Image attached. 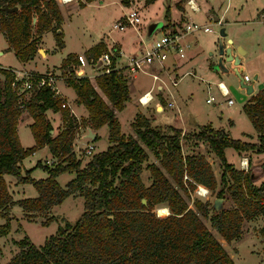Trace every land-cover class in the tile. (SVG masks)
I'll return each instance as SVG.
<instances>
[{
    "label": "trees",
    "instance_id": "1",
    "mask_svg": "<svg viewBox=\"0 0 264 264\" xmlns=\"http://www.w3.org/2000/svg\"><path fill=\"white\" fill-rule=\"evenodd\" d=\"M91 1L78 0V4ZM153 2L145 0V4ZM121 3L129 5L131 0ZM14 6L18 9L12 10ZM165 16H170L169 7ZM63 18L58 0H0V32L22 61L35 56L41 36L48 30L53 31L59 48L65 46ZM107 49L100 40L84 55L96 58ZM78 62V54L70 52L60 67ZM0 73V217L5 219L0 224V236L11 231L14 204L32 218L49 212L70 195L84 198V210L74 223L59 225L40 246L27 235L15 241L18 252L3 264H235L215 232L227 242L237 240L243 234L244 221L258 216L263 220L258 232L264 240V179L257 182L251 169L234 167L225 153L226 147L239 153L264 151V87L242 106L257 134L258 141L251 142L233 138L223 127L209 124L193 131L173 125L164 128L142 112L131 123L135 135L125 134L115 117V111L122 110L129 99V75L124 69L97 74L95 83L87 76L69 79L66 82L74 89L76 102L88 110V119H81L82 124L109 128L107 148L82 163L74 151L76 117L61 106L62 98L55 97L48 86L18 94L12 85L14 70L0 67ZM48 109L62 115L64 127L55 136L46 115ZM25 111L33 117L30 129L35 143L29 147L22 145L17 131ZM183 139L194 140L195 146L205 143L213 151L222 168L220 181L203 153L183 151ZM44 146L56 160L51 166L43 165L46 177L36 179L31 169L23 171L22 160ZM149 150L157 162L144 166ZM38 164L42 165L40 161ZM144 168L150 172L149 184L141 177ZM64 172H73L74 177L62 186L57 177ZM5 174L33 184L37 196L14 200ZM198 185L218 199L227 192L231 206L217 208L219 201L213 204L209 199L193 198L191 193ZM158 205L167 206L169 214L158 215ZM54 219V215L47 216L43 224Z\"/></svg>",
    "mask_w": 264,
    "mask_h": 264
},
{
    "label": "rangeland",
    "instance_id": "2",
    "mask_svg": "<svg viewBox=\"0 0 264 264\" xmlns=\"http://www.w3.org/2000/svg\"><path fill=\"white\" fill-rule=\"evenodd\" d=\"M71 1L72 2L68 4H62L64 18L61 29L63 31V40L65 44L63 48L57 46L53 31L48 30L43 33L41 42H39V48L42 50H38L33 58L22 61L10 48L8 39L0 32V65L26 68L29 71L34 69L44 70L41 73L49 70H57L61 65L62 59L68 53L83 51L85 48L92 46L100 40H108L109 43L121 40L122 44H125V50L122 52L121 57L122 60L119 61V64L124 65L129 54H137L140 52V49L133 51L132 48L133 46L139 45V42L142 40H140V35H142L143 40L146 39L145 36L148 37L151 29L150 25L154 22L162 21V27L165 25L170 28L172 27V21L178 19L180 14L183 13L186 14L188 20L196 21L200 24H209L214 30L206 32L203 29H199L186 34L184 39H182L186 56L183 58L178 57L176 54H172L167 59L168 63L170 61H175L180 65L177 86H173L172 76L167 72L168 68L162 70L163 74H160L159 80H155L151 74L154 72L151 67L146 71H136V74L131 73L127 67H124V73L129 75L128 88L131 96L133 97L137 92L150 88L151 85H153L154 88L157 83H163L165 86L164 91L168 93L173 91L174 95L178 93V89L183 88L185 95H188V99H186V101L184 100V102L182 101L184 112H191L200 123L210 122L211 124L209 125L214 128L224 127L233 138L251 142L258 141L257 134L251 121L242 109L249 94L246 92V88L241 86L240 75L237 74L235 70V67L240 66L241 63L234 65L231 61L224 60L223 64L227 67L228 71H223L215 67V65L219 61V43L223 42L226 44L228 38L232 39L231 41L232 44H235V48L240 46L244 51H246L245 47L248 49L247 53H243L245 58L243 62L246 66L243 73H247L251 76L250 82L253 83L255 90L260 88L261 82L264 80V13L262 12L264 0H195L200 6V11L193 13L190 12L187 6L182 7L183 0H157L148 7H144L145 0H132V5L120 4L117 0H94L86 4V7L85 5L80 6L77 2L78 0ZM168 7L170 8V16L166 18L165 15ZM207 7H214V15L211 19L207 18ZM134 8L138 9L142 18L139 25V32H137L134 27H131L132 30L128 29V27L124 30L113 28L114 22L120 20L126 12ZM208 12L210 11L208 10ZM218 17H221L222 25L217 23ZM177 24L180 25L179 23ZM162 27L152 30L150 34L151 37L154 34H159V32L163 30ZM221 28H224L226 33L225 36H221ZM194 42H196V44H194ZM45 52H48L46 57H44ZM155 68L157 70L158 67L155 66ZM188 70H191L192 74L186 73ZM14 72L16 73L15 70ZM157 72H159V70H157ZM256 72L258 73V77L255 79L254 76ZM89 73L94 75L96 72L89 71ZM219 80H222L228 86L231 92L230 96L234 100L233 104H228L227 97L221 94L216 85ZM59 85L62 86L64 84L60 82ZM68 92L69 94L73 93L71 88H68ZM155 92H158V89L155 88ZM210 95H214L215 97V101L212 103L206 101L207 97ZM164 100L165 102L163 103L161 101V103L166 105V99ZM165 108L168 110L167 107ZM133 110V104L128 102L127 108L120 116L123 131L133 132L131 124L130 127L128 126V120ZM143 111L145 115L150 117L153 123L159 122L162 116L166 117V115H168L158 112L159 109H156L153 104L144 107ZM46 113L53 124L58 122V113L52 115V111L50 110ZM227 116H231L234 123L228 124L226 121ZM25 117L26 115L24 114V118ZM53 117L56 118L55 122ZM180 118L182 119V115ZM134 119L135 117L132 121H134ZM168 120L172 121L175 125L182 124L178 117ZM29 123L30 119L23 121L20 126L21 139L26 146L34 143ZM165 126L166 125L163 127L165 128ZM197 129L198 127L194 130ZM108 133V127L104 126L100 131L101 136H99L97 140L92 141L95 147L93 153L107 147L109 144ZM80 142L75 140L74 148L77 150V155L85 162L92 155L86 154L84 149V146L89 141L87 139H82ZM194 144V140L183 139V151L185 153L191 151L203 153L211 162L217 179L220 181L222 168L218 158L205 143H199V145L196 146ZM225 151L228 162L232 163L234 167L243 168L245 170L251 169L253 179L257 182L264 179V151L254 152L249 150L239 153L232 147H227ZM148 152L149 159L143 164L144 166L147 162H157L154 154L150 150ZM46 158H49L46 152L41 150L35 155L26 158L24 160V165L30 168L34 166L38 160H44ZM242 159L247 160V164L245 163L244 166L240 163ZM49 164L50 163H47V165ZM31 176H46V172L42 167L38 166L36 171L31 173ZM72 176L73 174L66 172L61 175L58 180L61 185H65ZM12 177L14 178L13 175L7 174L8 179H12ZM141 177L145 184L151 182L150 172L146 168L143 169ZM36 195V188L33 184L29 183L25 195H18L17 193L16 196L20 198ZM191 196L193 198L199 197L202 200L209 199L213 204L216 199H218L216 198V194L211 191H208L206 194L200 193L198 186L192 191ZM218 203L219 207L217 208L231 206L232 201L227 192L224 198ZM190 205H192V201H190ZM161 206L164 205L155 207L156 213L161 216L169 214L159 213L158 207ZM52 209L51 215H54L55 219L48 224H43L46 217L50 216V211L39 213L32 218H28L25 216V211L20 205L14 204L11 207V231L7 235L0 236V263H6L18 252L19 247L16 245L15 241L20 240L24 236L27 235L34 244L40 246L49 235L57 232L59 225H63L65 221L74 223L84 210V198L79 195H70L60 204L54 205ZM4 221L5 219L0 217V224ZM204 221L207 226L214 231L210 225V221L208 219ZM262 223L263 220L261 216L251 220H245L243 224V234L239 239L231 242L223 240L222 243L226 246L228 251L233 253L236 264H257V253L264 254V240L258 232ZM215 234L220 240L222 239L219 234L216 232ZM236 247H238V251ZM258 263L264 264V258Z\"/></svg>",
    "mask_w": 264,
    "mask_h": 264
},
{
    "label": "built area",
    "instance_id": "3",
    "mask_svg": "<svg viewBox=\"0 0 264 264\" xmlns=\"http://www.w3.org/2000/svg\"><path fill=\"white\" fill-rule=\"evenodd\" d=\"M62 2H69L71 0H60ZM186 3L193 11H198L199 7L196 4L195 0H186ZM142 21L141 15L138 9H130L126 12L122 18L113 23V28L124 30L127 27H134V29L139 32V25ZM217 23L222 25V19L218 18ZM163 30L159 32V34H154L150 39L141 40L142 47L140 48L139 53L129 54L127 56V61L124 62V65L119 64V61L122 60V51L116 46H108V49L103 51L98 57L88 59L84 54H78L79 62L77 64H70L64 68L59 67L57 70H49L44 73H39L35 71H24V72H14V81L12 83L13 88L18 92V94L26 91V94H29L36 88L48 86L50 87L55 97L62 98V107H68L72 114L75 115L73 109H71L69 102L65 100L64 97L61 96L58 81L66 82L69 79L86 76L88 75L86 69H90L95 73V75L100 73H108L115 69H124V67L128 68L131 73H135L139 70L146 71L150 67H158L162 70L167 69V59L172 55L176 54L178 57H185L186 53L184 50V44L182 42L183 37L191 33L193 31L203 29L206 32L213 31V27L209 24H200L196 21H185L182 25H176L172 28L164 26ZM237 71L240 75V80L246 84H252L251 76L247 73H243V67H236ZM186 73L192 74L191 71H187ZM154 79H159L158 74H152ZM178 82L176 79L172 78V84L176 85ZM217 87L219 88L221 94L224 97H227V103L233 104L234 100L230 96L231 92L228 86L222 81H217ZM154 95L152 90H148L143 93L138 99L142 104H148ZM206 101L208 103H212L215 101L214 95H210L207 97ZM162 104L158 102L156 107L158 106L159 110H162ZM167 105L171 107L173 105L172 101H168ZM76 122L78 129L85 126L82 124L81 118L76 116ZM87 128V127H86ZM86 154H93L94 145L90 142L84 148ZM53 161L47 160L46 163H52ZM241 165L247 164V160L242 159L240 161ZM199 192L206 194L208 193V188L202 185H198Z\"/></svg>",
    "mask_w": 264,
    "mask_h": 264
},
{
    "label": "crops",
    "instance_id": "4",
    "mask_svg": "<svg viewBox=\"0 0 264 264\" xmlns=\"http://www.w3.org/2000/svg\"><path fill=\"white\" fill-rule=\"evenodd\" d=\"M94 1V0H93ZM93 1H91V2H93ZM117 1H119L120 2V4H122L121 3V0H117ZM155 1H157V0H155ZM58 2H59V5H60V8H61V11H62V13L64 12L63 11V7H62V4H68L69 2H72V1H69V2H62V1H59L58 0ZM78 2V1H77ZM196 2V1H195ZM88 3H90V2H87L86 4H88ZM153 3H155V2H153ZM153 3H151V4H144V7H148V6H150V5H152ZM86 4H85V7H86ZM133 4V2H132V0H131V3H130V5H132ZM197 4V3H196ZM198 5V4H197ZM124 6V5H123ZM184 6H187L188 8H189V10H190V12H199L200 11V6L198 5V7H199V10L198 11H193V10H191L190 9V7L188 6V4L186 3V0H183V2H182V7H184ZM206 10H207V18H209V19H211L212 18V16L214 15V13H213V11H214V7H207L206 8ZM208 10L210 11V12H208ZM123 15V14H122ZM218 18H221V17H218ZM217 18V19H218ZM185 21H188V18H187V16H186V14H180V16L178 17V19H176V20H173L172 21V24H171V26L173 27V26H176V25H178L177 23H179L180 25H182ZM206 24V23H205ZM171 27V28H172ZM128 29H130V30H132L131 29V27H128ZM186 36V35H185ZM184 36V37H185ZM184 37H183V39H184ZM145 38L146 39H150L151 38V36L150 37H146L145 36ZM141 39H143L142 38V35H140V40ZM139 40V41H140ZM229 40H232V39H230V38H228L227 39V41H229ZM106 44H107V46H112L113 44H116L120 49H121V51L123 52L124 50H125V44L123 43L122 44V41L121 40H116L115 42H113V43H109L108 42V40H103ZM99 42V41H98ZM141 42V41H140ZM139 42V45H137V46H133V51H136V50H139L141 47H142V43H140ZM97 43V42H96ZM194 44H196V42H194ZM94 45V44H93ZM235 44H232V48H233V53L234 54H237V51H236V49H235V46H234ZM91 47V46H90ZM237 47H240V46H237ZM45 48V47H44ZM89 48V47H88ZM88 48H85L83 51H79V52H73V53H77V54H84V52H85V50H87ZM242 49V48H241ZM245 49H246V51H244V53H247L248 52V49L245 47ZM46 50V49H45ZM48 55V52H45V56L44 57H46ZM240 59H241V64H240V66L241 67H243V70H244V68H246V66H245V64H244V62H243V60L245 59L244 58V55H241L240 56ZM62 62V61H61ZM61 64V63H60ZM0 67H4V68H13V70H15V71H17V72H24V71H27L28 69H26V68H17V67H13V66H1L0 65ZM60 67V66H59ZM167 72H168V74L170 75L171 74V76H172V78H174V79H178L177 77H178V75H179V70H180V65L179 64H177L175 61H170L169 63L167 62ZM153 70H154V72L156 73V74H158V76H159V79H160V74H163V71H162V69H160V68H157V70H159V72H157V70H156V68L155 67H153L152 68ZM156 70V71H155ZM29 71V70H28ZM31 71H35V72H38L39 71V73H41V72H43L44 70H38V69H34V70H31ZM86 71H87V73H88V75H86L87 77H89L90 79H91V81L93 82V83H95V74L94 75H92L91 73H89V71H92V70H90V69H86ZM188 71H191V70H188ZM256 71H258V70H256ZM154 72L153 73H151V74H154ZM185 72V71H184ZM183 72V73H184ZM192 72V71H191ZM173 73V74H172ZM175 73V74H174ZM136 74V73H135ZM134 74V75H135ZM182 77V76H181ZM257 78L258 77V73L256 72L255 73V76H254V78ZM0 78H3V75L0 73ZM255 78V79H256ZM159 79H155V80H159ZM60 82L61 83H63L64 85H59L60 84ZM177 82H178V80H177ZM178 84H176V85H173V86H177ZM65 86V87H64ZM58 87H59V90H60V93H61V96L62 97H64L65 98V100L67 101V102H69V104H70V107H71V109H73V111H74V113H75V115L76 116H78V117H80L81 119H88V110L85 108V106L84 105H82V104H79V103H77L76 102V93H75V91H74V89L67 83V82H63V81H58ZM253 87H254V85H253ZM264 87V80L261 82V85H260V88H258L257 90H255V87H254V91H253V93H251V94H249L248 95V97H247V100L250 98V96H252L253 94H255L259 89H261V88H263ZM67 88V89H66ZM68 88H71L72 89V91H73V93H71V94H69V92H68ZM155 88L156 89H158V92H155ZM164 88H165V86L163 85V83H157L156 84V86L153 88V85H151L150 86V88H148V89H145V90H143V91H141V92H137L133 97L131 96V94H130V91H129V99L126 101V103H125V107L122 109V110H117V111H115V117L118 119V121L120 122V125H121V130H122V132L123 133H125V134H131V135H135V132H134V129H133V132L132 131H130V132H127V131H123V127H122V122H121V120H120V116H121V114H122V112L127 108V105H128V102H130V103H132L133 104V106H134V110L131 112V114H130V118H129V123H128V126L130 127V124L133 122L132 120H133V118L136 116V114L138 113V112H142V113H144V111H143V108L144 107H147V106H149L150 104H153L154 106H155V108L156 109H159L158 108V106L156 107V104L158 103V102H160L161 103V98H163V99H166V102L168 103V101H172L173 102V105L171 106V107H169L168 105H167V103H166V105H164V104H162L161 106H162V110H159L158 112H160L161 114H163V113H165V114H168V115H166V117L165 116H162L160 119H159V122L157 121L155 124H158V125H173V126H175V127H179V128H182L183 129V131H193L194 129H196L197 127H199V125H204V124H211L210 122H206V123H200L199 122V120H197V118L191 113V112H184V110H183V106H182V101L184 102V100L186 101V99H188L187 98V96L188 95H185V92H184V89L183 88H180V89H178V93L176 94V95H174V92L172 91L171 93H168V92H165L164 91ZM152 90V93H153V95H154V97H153V99L148 103V104H142V103H140V101H139V97L143 94V93H145L146 91H148V90ZM99 92H101V91H99ZM173 94V95H172ZM102 96L104 97V99L105 100H107V98L102 94ZM171 96V97H170ZM246 100V101H247ZM163 103L165 102V100L164 101H162ZM165 107H167L168 108V110H166V108ZM48 110H50V111H52L51 109H48ZM47 110V111H48ZM166 110V111H165ZM46 111V112H47ZM58 113V122L57 123H52V121H51V119L49 118V116L47 115V113H46V115H47V117L50 119V121H51V123H52V126H53V130H52V134L55 136V135H57L62 129H63V127H64V125H63V120H62V115H61V112L60 111H57V112H54V111H52V115L53 114H57ZM24 114L26 115V117L24 118ZM145 114V113H144ZM181 115H182V119L180 118L181 117ZM147 117H149L148 115H146ZM179 118V120H181V125H178V124H174L172 121H169L168 119H174V118ZM24 118V119H23ZM28 119H30V123L29 124H31L32 122H33V117L32 116H30L28 113H27V111H25V112H23V114H22V117H21V120H20V122H19V124H18V127H17V131H18V134H19V137H20V140H21V143H22V145L24 146V147H29V146H32L34 143H35V140H34V143L33 144H31V145H25V144H23V142H22V139H21V135H20V126L22 125L21 123H23V121H27ZM55 117H53V120H54V122H55ZM227 123L228 124H232V123H234V121H233V118L231 117V116H227ZM213 125V124H212ZM104 126H107L108 127V125H103L102 127H100V128H97V129H95V128H92L91 126H89V127H91V129L95 132V134L99 137V136H101L100 135V131H101V129L104 127ZM132 126V125H131ZM86 127H88V126H85V129H84V127H83V129L82 128H79L80 130H76V132H75V138H74V141L76 140V141H78V142H80V141H82V139H87L89 142H87L86 143V145L84 146V148L87 146V144L88 143H92V141H90L88 138H85L84 137V135H85V133H86ZM128 128V127H127ZM224 128V127H223ZM225 129V128H224ZM31 130V129H30ZM226 130V129H225ZM108 131H109V128H108ZM127 132V133H126ZM32 133V132H31ZM76 133H77V136H76ZM34 138V137H33ZM81 143V142H80ZM109 145V144H108ZM107 145V146H108ZM95 148V147H94ZM107 148V147H106ZM106 148H104V149H106ZM227 148V147H226ZM226 148H225V150H226ZM104 149H102V150H104ZM41 150H43V151H45L46 152V155H47V157H49V158H46V159H44V160H42V159H40V160H38L37 162H36V164L34 165V166H32V167H30V168H27L25 165H24V160L26 159V158H28V157H30V156H32V155H35L36 153H38L39 151H41ZM102 150H100V151H102ZM74 151L77 153V150H76V148H74ZM97 152H99V151H97ZM225 153H226V151H225ZM47 160H49V161H53L52 163H50L49 165L51 166L53 163H54V161L56 160L55 159V157L51 154V152L49 151V149H48V147L47 146H44V147H42V148H40V149H38V150H36L34 153H32V154H30L29 156H27V157H25L23 160H22V168H23V171L24 170H26V169H31V172H30V174L31 173H34V171H36V168L38 167V166H40V167H42L43 169H44V167H43V165H47V163L46 162H44V161H47ZM41 162V164L42 165H40V164H38V162ZM86 162V161H85ZM85 162H82V163H85ZM45 170V169H44ZM45 172H46V176L48 175V172H47V170H45ZM64 173H66V172H64ZM64 173H62V174H60L58 177H57V179H59L60 178V176L61 175H63ZM67 173H70V174H73V176L70 178V179H72L73 177H74V173L73 172H67ZM46 176H32V177H34V178H36V179H39V178H44V177H46ZM4 177H5V180L7 181V184H8V186H9V190H10V192H11V194H12V196H13V199L14 200H19V199H23V198H26V197H17L16 195H17V193H18V195L20 194V195H25V193H26V191H27V185L29 184V183H21V182H18L17 181V179L14 177H12V179H8L7 178V174H5L4 175ZM69 179V180H70ZM68 180V181H69ZM59 181V180H58ZM67 181V182H68ZM66 182V183H67ZM61 184V183H60ZM11 185H13V186H11ZM66 185V184H65ZM65 185H62V186H65ZM37 194H38V192H37ZM37 196V195H36ZM72 196H74V195H72ZM32 197H34V196H32ZM53 209L51 208L50 209V214L49 215H51V211H52ZM222 240V242H223V238L221 239ZM237 248V251H238V247H236ZM230 253V255L232 256V258L234 259V257H233V253H231V252H229ZM235 254V253H234ZM257 255H258V257H257V264H259L258 262L262 259V258H264V254L263 253H257ZM235 261V260H234ZM236 264V263H235Z\"/></svg>",
    "mask_w": 264,
    "mask_h": 264
},
{
    "label": "water",
    "instance_id": "5",
    "mask_svg": "<svg viewBox=\"0 0 264 264\" xmlns=\"http://www.w3.org/2000/svg\"><path fill=\"white\" fill-rule=\"evenodd\" d=\"M17 9H18L17 6H14L12 8V10H17ZM162 26H163V22L162 21H157V22H154L152 25H150L151 29L149 31L148 37L151 36L150 34H151L152 30H155V29H157L159 27H162ZM220 34H221V36H225L226 35L224 28H221ZM235 49L237 51V54L233 53L232 41L231 40H229L226 44H224L223 42H220L219 43V61L215 65V67L220 68L223 71H228L227 67H225V65L223 64L224 60L231 61L234 65L240 64L241 63L240 56L243 55L244 49H241V47H237ZM38 50L40 51L42 49L39 48ZM235 70H236L237 74H239V72L237 71L236 67H235ZM241 86L246 88V92L248 94H251L254 91V87H253V85L251 83L245 85L241 81ZM95 136H96L95 132L91 129V127L88 126L86 128V133H85L84 137L88 138L90 141H93L95 139ZM142 201L144 203H146V199H143ZM218 201H221V199H217L216 200V202H218Z\"/></svg>",
    "mask_w": 264,
    "mask_h": 264
},
{
    "label": "bare ground",
    "instance_id": "6",
    "mask_svg": "<svg viewBox=\"0 0 264 264\" xmlns=\"http://www.w3.org/2000/svg\"><path fill=\"white\" fill-rule=\"evenodd\" d=\"M158 211L159 213H164V214L169 213V209L165 206L158 207Z\"/></svg>",
    "mask_w": 264,
    "mask_h": 264
}]
</instances>
